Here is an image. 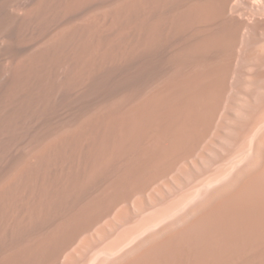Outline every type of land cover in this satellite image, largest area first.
Segmentation results:
<instances>
[{"label": "bare ground", "instance_id": "bare-ground-1", "mask_svg": "<svg viewBox=\"0 0 264 264\" xmlns=\"http://www.w3.org/2000/svg\"><path fill=\"white\" fill-rule=\"evenodd\" d=\"M96 1L0 0V264L81 261L112 212L116 227L135 211L131 198L195 151L227 90L246 22L225 20L231 0H122L83 16ZM244 34L246 44L259 39L249 26ZM262 99L251 103L256 135L234 169L99 264H264ZM123 230L113 240L127 241Z\"/></svg>", "mask_w": 264, "mask_h": 264}, {"label": "rangeland", "instance_id": "rangeland-1", "mask_svg": "<svg viewBox=\"0 0 264 264\" xmlns=\"http://www.w3.org/2000/svg\"><path fill=\"white\" fill-rule=\"evenodd\" d=\"M120 1H122V0H109V1L98 0V3L96 1L93 4V6L91 5L89 8H87L88 10L84 11L85 13H83V16H89L92 13L96 14V13H100V12H103L106 10H110L111 8H113V6H115ZM231 2L232 3H230V7L227 10L225 20H227V19H229L228 21L231 20L230 22L231 23L233 22L235 26L238 25V23H242V21H246V22H244L243 28L241 30H238V32H237L238 37L237 36L235 37V39L237 38L239 40L237 41V39L236 40L234 39V45L237 48H234L235 47L234 46L232 53H231L230 64L232 66L230 67V73L231 74L229 73V75H231V76H229L230 78L228 77V80H227V86H226L227 90H224V94L222 95L224 97V99H223V97L221 98L222 101L223 100L224 101L222 102L221 100H219L220 104L218 103L219 104L218 106L219 107L221 106L222 108L221 107L217 108L218 111H216L217 113L215 114L216 117L214 118V121L212 124L213 127H211V129L208 131V134H206L207 137L205 136V138H203L200 145L195 149V151L190 152V154L188 153V155H186L187 156V157H185V160L187 161L186 164H185L184 159L180 160L176 165L173 166V168L171 167V171H170V169L168 170V172L166 173V175H164V177L160 178L157 182L150 185V187L147 188L148 191L146 189L145 191H143L141 193H137L138 197L134 196L133 198H131V201L134 204L136 202V209H135V211H133V213L131 212L132 214L129 213V215H128L129 218L127 217L128 220L125 219L124 221L117 223L116 227H115V225H112L113 224L112 221L116 220L118 218L117 217L115 218L114 216L116 213L112 212L113 214L112 213L110 214L109 219L107 220L108 222L107 221L105 222V224H107L108 229L105 228L104 232L102 233L103 236L99 235L98 237H96L92 241V243H94V245L93 244L91 245L92 247L90 246L89 248L81 249L82 251L79 250V252H78L79 256L77 258H80V259L82 258V260L77 261L76 264H99L102 261V258L103 259L106 257L110 258L114 255L115 252L118 251V249L120 250V248L128 245L131 242L132 238L135 240L134 237H136V236L139 237L140 235H144L146 232L151 231L152 227H153L152 230L154 229V227L156 229V226L158 227L159 225L162 224L161 222L164 221V223H165V222H167L166 220H170V219L176 217L177 215H179L184 210L183 208L186 206V204L189 202V200H192L194 197L198 196V188L200 186H202V185L204 186V184H205V187H207L209 185L213 186V184L219 182L220 179H223V177H225L226 174H228L232 169H234L233 166H235L239 162L238 159L240 156L237 154V151L241 147H244L247 143H249L247 145L250 146L251 140L256 135V128L252 129L250 127V126H252L253 120L250 119L249 116H247V113H248L250 108H251L250 110L253 109L252 105H256L258 102H261V100H263L262 98L264 96V62H263L264 51H263V46H262V44H264L263 43L264 42V40H263L264 39V29H263L264 28V14H263L264 13V4H262L263 8L262 7L257 8L258 7L257 4H259V3L256 2L255 0H231ZM102 5H104V6L102 7ZM239 5H240V7H239ZM184 6H186V4H184L183 7ZM231 6H233V7L231 8ZM183 7H181V8H183ZM236 9L238 11H236ZM254 9H256V11H254ZM258 10H260L259 13H258ZM260 12H263V13H260ZM87 14H89V15H87ZM248 17L250 18V20ZM255 17H256V19H255ZM235 22H237V23H235ZM247 26H249L250 30L253 29L254 34L256 33L255 36L258 37L259 39H255V40L256 41L258 40V43L255 40H254L255 42H249L248 41L247 44L244 43V39L246 37L244 33L246 32ZM255 27H256V30H255ZM257 27L259 30L257 29ZM258 33H260L261 35ZM261 40H263V41H261ZM235 41H236V43H235ZM259 42H260V44H259ZM249 43H250V45H249ZM236 44H238V45H236ZM244 44L248 45V47H245V49L243 47ZM251 45H253V46H251ZM257 45H259L260 47L259 46L257 47ZM241 47H243L242 50H241ZM247 48H249V49L247 50ZM245 50H247V51H245ZM241 55L244 59L241 57ZM233 56H235V57H233ZM257 56H259V57H257ZM246 58L248 61L246 60ZM240 59H241V61H240ZM249 60L251 61L250 63H248ZM244 61L250 65L244 63ZM260 61H262L263 63L261 62V64H260ZM251 65H252V67H251ZM257 65H258V67H257ZM255 68H257V69H255ZM231 70H233V71H231ZM225 91H227V92H225ZM259 98H261V100H259ZM109 100L105 99V100H103V102L100 101L97 104H95L96 107H94L95 106L94 105V106L86 109V111L92 112L95 110V108H97L99 106H102V105L106 106L109 103ZM251 103H252V105H251ZM219 109H221V110H219ZM237 110L241 111L242 113L237 111ZM234 115H237V116H234ZM245 115L247 117H249V119L246 118ZM72 116H73V119L75 117L74 120L71 119ZM72 116L67 118L68 120L66 119L65 121H62L64 123L61 122L57 126V129L61 130L62 127L69 126L71 123H73V121H75L79 117V116L76 117L75 114ZM243 117L245 120L248 119L249 121H247V120L245 121L243 119ZM233 118H235V119H233ZM232 119L236 120V121L234 122ZM237 120L240 122H241V120H243V122L240 123ZM231 121H232V124H234V125L231 124ZM251 121H252V123H250ZM236 122L240 123L242 126L247 125L246 127L248 129L250 127L253 131L250 132L251 129L247 130V128L245 126L241 127V125L239 126V124H237ZM228 123L230 125H227ZM245 123H247V124H245ZM64 124H65V126H64ZM236 124L238 125L237 128H240L241 131L243 130L242 132H240V134H238V131H236V128H235L237 126ZM225 125L227 126V128H225L226 127ZM257 126H259V125H257ZM232 127H234V128H232ZM228 128H230V129H228ZM231 128L233 129V131L235 130L234 133L237 132L236 135H234V133L231 132ZM244 128H246L247 132ZM55 130H56V128L54 130H52V132H54ZM230 134H233V135H230ZM243 134H244V136H243ZM238 135H240V136H238ZM226 136H228V137L231 136V138L230 137L224 138ZM234 136L235 137L238 136V138L236 137V139H234L235 138ZM247 138H249V139H247ZM42 139H39L33 145L37 146L42 141ZM225 139H227V140H225ZM228 140H229V143H227ZM230 140H232V142ZM236 147L237 148L239 147V148L237 149ZM233 152H235V153H233ZM206 158L207 159L209 158L210 160H206ZM203 159H205V160L203 161ZM205 162L206 163L208 162L209 165H207V164L205 165ZM226 163L229 165L228 167H227ZM186 165H188V166H186ZM199 166L202 168L199 169L200 168ZM205 166L208 168L206 169ZM219 167H220V169H219ZM222 167H224V168L227 167V168L224 169ZM187 168H189L190 170L188 171ZM186 169H187V171H186ZM180 170L184 171V172L181 171L183 174L180 172ZM193 171H195V173ZM222 171H224V172H222ZM191 172H192V174L190 175L189 173H191ZM220 173H222V175ZM212 176H215V177H212ZM189 177H190V179H189ZM215 178H217V179H215ZM201 179H202L203 183L201 182ZM207 179H208V181H207ZM211 180H213V182L214 181L215 182L213 183ZM206 183H208V184H206ZM191 185H193V186H191ZM191 187H192V189H191ZM195 187H197V188H195ZM187 191H189V192H187ZM146 192H147V194H146ZM181 193H185V196L182 198H180V196H179V195H181ZM140 197H142V198H140ZM152 197L154 199H151ZM137 198L140 200H138ZM171 200H173V202ZM174 200H175V203H174ZM138 202L140 204H144V206H145V207H143L142 211L137 209V206H139ZM170 203L173 205H171ZM163 206L165 207V210L163 209L162 211H160V213H162L163 217L158 219V221L155 222V224H154V222H152V224L147 223V225L144 226L143 222L146 220V219H144V216H146V213L148 215L151 211L153 212L155 209H158L159 207H163ZM166 211H168V212H166ZM160 213H158V214H160ZM132 215H134V216H132ZM131 217H133V218H131ZM108 223H110V224L108 225ZM105 224L102 225L101 228L104 227ZM131 225L134 228L133 232H129L127 229H124V228H127L128 226H131ZM111 226H113V227H111ZM121 230H123V231L120 234V236L124 235L126 238H128L127 241H125L124 243H120L119 240L116 241V239L113 240L116 237V235L118 234V232ZM142 230H143V233H142ZM117 244L118 245L120 244L119 247L116 248L117 251L111 250L112 247H114V245L118 246ZM77 249H79V248H77ZM99 260H100V262H99Z\"/></svg>", "mask_w": 264, "mask_h": 264}]
</instances>
